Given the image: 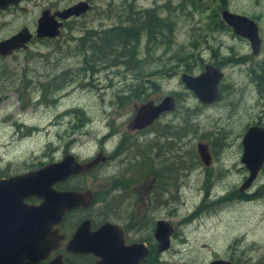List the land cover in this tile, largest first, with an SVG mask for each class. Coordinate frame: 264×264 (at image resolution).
<instances>
[{
  "label": "rangeland",
  "instance_id": "374dc122",
  "mask_svg": "<svg viewBox=\"0 0 264 264\" xmlns=\"http://www.w3.org/2000/svg\"><path fill=\"white\" fill-rule=\"evenodd\" d=\"M40 1H54V5L61 8L78 0ZM193 2L195 6L191 5V0H96L89 13L70 21L62 38L32 45L22 52L19 67L27 71L26 80L30 83L27 98L30 102L26 101L25 109L18 113L20 101L17 95L13 93L4 98L0 108V171L21 168L41 160L45 155H60L67 148L85 158L94 155L103 145L109 150L116 148L117 155L111 161L99 166L89 176H83L81 181L100 197L102 190L110 188L115 180L118 179L119 184L134 176L132 189L119 190L121 193L118 195H125L128 199L119 202L122 196L113 197V194L117 195V190L112 189L113 194L104 209L107 213L116 211L121 219L115 220L123 223L129 213L136 217L148 212V209L140 208L148 198H142L148 183L141 185L140 182L138 185V182L154 170V177L163 191L159 195L160 200L155 199L151 205L150 216L172 222L174 231L169 248L156 254L151 264H209L216 257L228 258L232 255H238L240 259L252 257L264 260V166L248 189L252 192L261 188L259 197L243 203L235 198L236 194L232 191L243 182L246 174L233 170L236 167L227 168L220 156L223 153L224 161L241 164V141L245 130L251 125L264 126V76L259 83L255 79L257 72L254 73L264 62V0ZM204 3L208 9L202 11ZM129 4L134 10L156 9L174 28L168 42L166 39L152 50V69L161 67L160 71H163L154 75L156 90H149L144 101L124 98L138 89L137 82L126 87L135 80L124 65L107 68L110 66H103V62L97 61L92 65L95 71L92 73L84 69L81 52L75 49L76 39L82 37L86 29L100 30L120 24L125 19L123 11ZM221 5V10H216ZM224 6L233 13L255 19L262 40L258 54L252 53L246 38L235 34L229 27L218 29L212 26L210 13L218 12L221 18ZM34 18L35 13L28 12L27 24L32 25ZM211 26L214 30L210 29ZM145 43L143 34L141 57L146 54ZM190 43L196 45L192 47ZM186 53L198 55L206 62L220 60L223 77L218 84L220 97L216 103L201 106L180 80V75L186 71L184 64L181 61L177 63V60ZM230 56L243 60H226ZM194 66L199 69L203 62L193 64L191 69ZM43 72L51 74L43 76ZM164 72L172 75L166 76ZM50 78H54L61 88L51 94H41L42 98L50 99L48 105L45 102L39 104L36 84ZM139 84L143 86L141 82ZM184 89L187 92L182 94ZM170 92L177 93V97L184 100L185 110L179 106L175 112L164 114L158 118L154 128L169 124L173 126V131L182 125L184 138L180 144L173 136L159 137L154 132H132L128 128L135 106L148 100L158 101ZM65 109L72 110L65 114ZM59 113L62 114L56 117ZM9 114L21 123L20 127L10 121H1L2 116ZM56 120L60 122L56 124ZM186 126L187 130L183 131ZM206 140L211 141L216 157L213 156V166L203 171L195 159V144ZM140 144H144L143 157L138 154L142 148ZM179 152L185 165L181 167L183 175L180 183L183 188L180 201H173V211L167 207L171 204L168 198L174 196L177 199L179 192L166 190L168 183L164 182V174H167V162H173Z\"/></svg>",
  "mask_w": 264,
  "mask_h": 264
},
{
  "label": "water",
  "instance_id": "95a60500",
  "mask_svg": "<svg viewBox=\"0 0 264 264\" xmlns=\"http://www.w3.org/2000/svg\"><path fill=\"white\" fill-rule=\"evenodd\" d=\"M11 0H0V7H4ZM87 0H80L60 11L49 15L44 11L38 21L37 35H58L62 20L70 16H79L89 10ZM51 19H49V18ZM222 20L229 25L233 32L249 41L253 54H258L261 47V38L256 22L244 14L221 11ZM25 32L0 43V53L8 54L18 47L19 39H26ZM223 77V72L216 66L205 65L204 70L196 75L182 73L180 80L184 86L191 90L202 103H212L219 96L218 84ZM175 100L171 95H165L160 101L148 100L138 105L131 120V128L140 129L151 125L162 113L173 111ZM241 162L249 174L240 185L246 189L257 176L264 163V127L259 125L249 126L242 136ZM197 152L204 164L210 163L211 155L208 145L197 143ZM104 157L98 153L93 159L79 162L72 154H64L58 162L47 163L44 166L30 171L21 176L0 180V202H10L7 209L20 210L21 228L26 232L25 239L12 240L10 244L2 247L0 251V264H36L43 259L60 239L57 225L63 214L78 206H87L92 199L90 191L56 190L54 183L63 181L70 175L89 171ZM35 196L41 200L38 206H29L22 200ZM13 203H20L14 205ZM155 239L157 242L156 253L166 251L170 246V238L174 231L170 221L158 219L155 223ZM88 221H83L75 231L69 242L68 248L83 252H92L99 260L95 264H139L140 260L149 253L144 242L125 244L122 229L111 222H106L93 232H89ZM1 243V240H0ZM77 243V244H76ZM75 247V248H73ZM21 251V253H19ZM47 264H63L58 257ZM209 264H231L224 259H213Z\"/></svg>",
  "mask_w": 264,
  "mask_h": 264
},
{
  "label": "flooded vegetation",
  "instance_id": "af4514ba",
  "mask_svg": "<svg viewBox=\"0 0 264 264\" xmlns=\"http://www.w3.org/2000/svg\"><path fill=\"white\" fill-rule=\"evenodd\" d=\"M78 1H80V0H78ZM87 1L90 5L89 10H87L85 13H83L79 16H70V17L62 20L61 21L62 26L59 28V33H58V35H56L54 37L44 36V35L38 36L37 35L38 21L41 18L43 12L47 10L49 15H51V14L54 15V13L56 11H60V10L66 8V7H68L74 3L69 4L67 6H63L61 8H58V6L54 5V1L45 3V2H41L40 0H11L10 2H7V4L4 7H0V43L7 41L9 39H12L14 37L20 36L24 32L27 36L26 39H24V40H23V38H20L18 47L13 48L10 51V53H8V54H1L0 53V108H1L2 103H4V98H8L9 95L15 93L17 95L16 96L17 99L20 101V104L18 105V113L23 112V110L25 109L26 101H29L27 98V96H28L27 89H28L30 83H29V81L26 80V73H27L26 68L19 67V66H21L20 60H19V57H21V53L24 51L26 52L29 49V47H31L32 45H38V44H41L45 41L46 42L57 41L60 38H62L64 30L69 25L70 21L84 17L87 13H89L93 9V3L96 0H87ZM222 6L223 5L218 7L219 11L221 10ZM223 9L229 10L227 7L223 8ZM28 12H34L35 13V18L33 19L32 25L27 24L26 15ZM230 12H232V11H230ZM239 14H241V13H239ZM54 19L59 21V18L55 15H54ZM253 20L255 21V19H253ZM224 24L232 30V28L229 25H227L225 22H224ZM86 30H89V29H86ZM258 30H259V27H258ZM93 31H98V29H93ZM23 60H25V57H23ZM201 61L203 62V66H201V68H199V69H197L198 67L194 66L192 69H189L191 71V73H189V74L196 75V74L201 73L204 70L205 65H207V64L212 65V66H216L219 69H221V71H222V67L220 66V60H207V62L205 60H201ZM223 62L227 63L228 61L223 60ZM223 62H221V63H223ZM182 63L184 64V70L187 69L188 66L185 65L184 60ZM263 64H264V62H263ZM196 65H198V63H196ZM187 72L188 71H186L185 73H187ZM50 74H51V72H47V73L43 72L42 73L43 76H48ZM59 85L60 84H58L54 78H50L48 81L46 80L44 83H42V82L37 83L36 84V86H37L36 91H38V93H39V94H37V96H38V99H37L38 102L37 103L42 104L43 102H45L46 105H48L49 100L48 99L46 101L42 100L41 94L42 95L51 94L52 91H55V90H58L61 88V87H59ZM49 88H51V90ZM186 89H184L182 94H185V92H187V90H189V89H187V90ZM189 91L193 94V96H195L191 90H189ZM171 93L172 92H170L169 95L173 96L175 99V108L173 111L165 112V114H167V113L170 114V113L175 112L179 106L181 109L185 110V108L183 106L184 100H182V98H180V97H177V93H172V94ZM219 97H220V92H219L218 99L212 103H202L197 99L196 96H195V99H197L201 103V106H209V105L216 103L219 100ZM55 98H56V96H55ZM158 101H160V100H158ZM158 101L155 100V102H158ZM137 106L134 107V113H135V109ZM72 109H65L64 110L65 114L69 113ZM50 111H51V109H50ZM62 113H64V112H62ZM62 113L57 114L56 117ZM163 115H164V113H162L158 118L162 117ZM133 116H134V114H133ZM133 116H132V118H133ZM132 118L129 120V122L127 124L128 128L133 130L132 132H139V131L145 132V129L148 126L140 128V129L131 128L130 125H131ZM1 121L2 122H9L10 121L11 124H13L14 126H17V127H20V124H21L16 119H13L12 115H10V114L6 117L2 116ZM51 122L53 123V120ZM59 122H58V120H56L55 123L58 124ZM259 126H261V125H259ZM1 127H3V126H1ZM262 127H264V126H262ZM181 128H182V125L175 127V130L179 129L178 131H176V134L179 135V138H176V136H175L174 139L178 140L179 144L181 143V139L184 138V137H182L183 132L181 131ZM183 131H186V128H183ZM149 132H151V131H149ZM197 143H205L208 145L210 155H211L210 163L208 165L203 163L199 152H197V147H196ZM197 143L195 144V159L199 163L198 165H199L200 169H202L203 171H207L210 169V167L213 166V163H214L213 162V156H214L213 153H214L215 148H213L210 140L198 141ZM173 145L176 146V143H174ZM1 147H0V151H1ZM67 153L72 154V156H74L75 159L79 162H83V161L93 159L98 153L99 154L101 153L103 155L104 160L99 162L95 167H93L89 171L70 175L66 179H64L63 181L54 183L53 187L56 190L90 191L92 194V199L90 200V202L88 203L87 206H78V207H75V208H73V209H71V210H69L63 214L60 222L57 225H55V227L52 228V230L57 228V231H58L57 233L60 236V239L57 241V243L54 245V247L49 251V253L43 259H41V261H39L36 264H47V263L51 262L52 260H54L58 257L61 258V261L63 264H95L96 262H98V260H99L98 256L94 255L92 252H83V251L76 249V248H81V245L76 246V248L73 247V248H75L74 250H71L68 248L69 242L71 241L73 234L75 233L78 226L83 221H88L89 232H93V231L97 230L99 227H101V225H103L106 222H111L113 224H117L122 229V231L124 233V243L125 244L128 245V244L140 243V242H144L146 244V247L149 249V253L140 260L139 264H151L150 261L157 254L156 253L157 242L155 239V225H156L155 223L158 219H163V218L154 219L153 217L150 216V211L153 208V206H151V205L154 204V200L155 199L158 201L160 200V196H159V198H156V194L154 193L155 188H160V184H158V180L154 177V175H155L154 170H151L152 172L150 173V176L146 175L145 179H143L141 181L139 180V182H138V185L140 182H141V185L148 183L147 188H146L147 191L146 190L144 191V193H143L144 195L142 197L143 200L145 199V196H146V198L147 197L148 198L146 201H144L145 203L140 207L141 209H148V212H144L143 216H142V213H140V216L137 215L136 217H133L132 213H129L128 216H125V220L123 221V223L115 220L118 218H114V219L106 218L107 211H104V209H105L106 205L108 204L109 199L111 198L110 196L113 194L111 192V190L112 189H113V191L117 190V195L113 194L112 196L113 197H119V195H118V194H120L119 190L126 189L123 187V184H128L130 186L129 180L125 181L124 183L120 182L119 184H118V179L115 180L112 183V186L110 188H107L106 190H102V195L100 197H97V192L90 189L89 186L84 185L83 184L84 182L81 181V178L83 176L84 177L89 176L91 174V172L97 170V168L99 166H102V165L108 163L109 161H111L117 155L116 148H114L113 150H109L107 147H105L103 145L102 147L99 148V150L94 155H91L87 158L79 156V154L74 153L73 150H71L69 148L63 149L61 151L60 155L58 153H56L54 155L50 154L49 156L45 155V156L41 157V160H39L37 162H31L27 165L22 166L21 168L18 167L15 170H11V171H4V172L0 171V180L9 179L10 177H14V176H21L27 172L39 169L40 167L44 166L47 163L58 162L59 160L62 159L63 155L67 154ZM1 155H2V151L0 152V159L2 158ZM220 156H221V162L224 163L227 168L236 167V169H233V170H237V172H244L246 174L242 181H244L246 179L249 172H248L247 168L245 167V165H243L241 162H240L241 164H238V163L233 162V161L232 162L224 161L223 160V156H224L223 153H221ZM241 156H242V154H241ZM60 157H61V159H60ZM215 157L216 156H214V158ZM240 161H241V158H240ZM182 162L183 161L181 160V153L179 152L178 155L175 154L174 161L173 162H167V166L165 167L167 174L166 175L164 174V182L168 183L167 184L168 188L166 190L169 189L170 191H173V192H179V196L177 199H175L174 196H171L168 198V202L171 204L167 205V207L170 208L171 210H173L175 208L173 201H175V200H176V202L180 201V194H181V190L183 188V185H181V183H180L181 176L183 175L181 167L183 166V168H184L185 165ZM263 166H264V163H263L261 169L259 170V172L262 170ZM172 171L175 174H173ZM259 172H258V174H259ZM176 174H178L180 177H177L178 175H176ZM258 174H257V176H258ZM173 177H175V178L172 179ZM137 179H139V178L137 177ZM130 180H131V187H132L134 185V176L133 177L131 176ZM254 180L252 181V183L254 182ZM252 183L250 184V186L248 188L243 189V190L240 189V185L242 184V182H241V184H239L238 188H234V190L232 192L236 194L235 198L239 199L243 203L250 202L252 200V199H250V195L257 192V190H259V191L261 190V188H259L256 191L249 192L248 189H250L252 187ZM147 192H148V195H147ZM121 201L122 200H119V202H121ZM22 202L24 204L29 205V206H38L40 204L41 200L35 196H29V197L24 198L22 200ZM13 204L14 205H20V203H13ZM9 205H11L10 202H0V240H1L0 251L2 250L1 249L2 247L4 248V241H5V246H7V242H8V245L10 244L11 239L20 241V245H21V240L25 239V236H26L25 230L24 229L22 230V228H21L22 224H21L20 220L17 219V217L21 216L22 212L18 209H15V210L7 209V207ZM118 220H120V219H118ZM171 224L173 225L172 222H171ZM170 240H171V238H170ZM19 253H21V251H19ZM262 256H264V253L262 254ZM214 259H224V260L229 261L231 264H264V260H260L261 258L258 259V258H252V257H250V258L244 257V258L240 259V257H238V255L237 256L232 255V256H229L228 258L227 257L226 258L216 257Z\"/></svg>",
  "mask_w": 264,
  "mask_h": 264
},
{
  "label": "trees",
  "instance_id": "16d2710c",
  "mask_svg": "<svg viewBox=\"0 0 264 264\" xmlns=\"http://www.w3.org/2000/svg\"><path fill=\"white\" fill-rule=\"evenodd\" d=\"M191 5L195 6L193 0H191ZM205 8L208 9L206 3L202 5V11H204ZM123 17H125V19L120 24L107 26L98 31L85 30L83 36L76 39L77 43L75 45V49L79 53L81 52L82 60L85 64L84 69L87 68L88 71H91L92 73L95 72L92 68V65L97 61L103 62V66H110L107 68H114L120 64L124 65L129 71V75H132L135 80V82H129L126 87L134 85L136 84V82L138 83V87H136L138 89L134 90L132 95L124 98H130L131 101H144L151 91L156 90V85L153 82L154 75L159 74V72L161 73V71H163H160L161 67L152 69L150 62V58L153 56L152 50L154 47L160 45V43L166 41V39V42H168L173 34L174 28L172 26V23L166 22L165 18L160 16V14L154 8H142L140 10H134L132 9L131 4H129L128 7L123 11ZM210 19L213 22L212 26L218 29L228 28L219 17L218 12L215 13L213 11L212 14L210 13ZM212 26L210 27V29L214 30ZM165 32L167 34H165ZM143 34H145L146 37V43L144 47L146 54L145 56L141 57L140 42ZM190 45H192L193 47L196 44L190 43ZM213 56L215 57L216 54H213ZM232 59L243 60L235 58L234 56H230L226 60ZM183 60L185 62V65L188 66L185 71H190L189 69H191L193 64H196L198 62L202 63V58H200L198 55L194 56L193 53H186L184 56L180 57L177 60V63H180V61L183 62ZM259 66L254 73L257 72L255 74V79L259 83H261L259 80H261V76H264V64L262 63ZM164 75L171 76L172 74L164 72ZM140 82L143 84L142 87L139 84ZM49 89L51 90V88ZM41 99L46 101L50 98L45 99L41 97ZM157 120L158 119H156L152 125L148 126L145 131L154 132L159 137L176 136V138H179V135L176 134V131H172V125L165 124L160 128H154ZM185 128L187 130V126ZM123 140L119 143V145L123 143ZM140 145L142 148L138 150V154L139 156L143 157L145 154L143 150L144 144ZM133 172L136 171L134 170ZM135 176L138 177L137 175ZM129 182L130 186L128 184H123V187L127 190L132 189L131 180H129ZM162 191L163 189L161 188H155L154 193L156 194V198H159V195ZM130 193H132V191H130ZM260 193L261 190L253 193L252 195H250V199L258 198V195ZM120 196H122V201L128 199V197H126L125 195H119V197ZM117 217L118 219H121V216L117 214L116 211H112L111 213H107L106 215V218L110 219H114Z\"/></svg>",
  "mask_w": 264,
  "mask_h": 264
},
{
  "label": "bare ground",
  "instance_id": "6f19581e",
  "mask_svg": "<svg viewBox=\"0 0 264 264\" xmlns=\"http://www.w3.org/2000/svg\"><path fill=\"white\" fill-rule=\"evenodd\" d=\"M258 33H259V30H258ZM260 36V35H259ZM261 43H262V41H261ZM261 48V47H260ZM173 97V96H172ZM174 98V97H173ZM218 99V98H217ZM175 100V99H174ZM256 178V177H255Z\"/></svg>",
  "mask_w": 264,
  "mask_h": 264
}]
</instances>
